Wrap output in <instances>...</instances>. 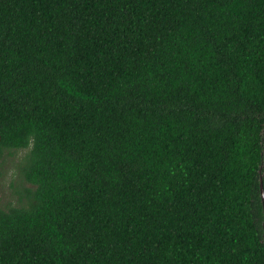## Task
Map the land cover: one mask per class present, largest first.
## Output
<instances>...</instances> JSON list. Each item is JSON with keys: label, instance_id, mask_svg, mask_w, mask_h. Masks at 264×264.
<instances>
[{"label": "trees", "instance_id": "1", "mask_svg": "<svg viewBox=\"0 0 264 264\" xmlns=\"http://www.w3.org/2000/svg\"><path fill=\"white\" fill-rule=\"evenodd\" d=\"M10 149L0 264H264V0H0Z\"/></svg>", "mask_w": 264, "mask_h": 264}, {"label": "rangeland", "instance_id": "2", "mask_svg": "<svg viewBox=\"0 0 264 264\" xmlns=\"http://www.w3.org/2000/svg\"><path fill=\"white\" fill-rule=\"evenodd\" d=\"M22 152L21 149H10L0 155V206L22 203L24 197L19 192L26 186H32L24 180L17 166L19 154Z\"/></svg>", "mask_w": 264, "mask_h": 264}, {"label": "water", "instance_id": "3", "mask_svg": "<svg viewBox=\"0 0 264 264\" xmlns=\"http://www.w3.org/2000/svg\"><path fill=\"white\" fill-rule=\"evenodd\" d=\"M259 195H260V203H261V210H262V219H261V240L264 243V192L263 189L261 187V185H259Z\"/></svg>", "mask_w": 264, "mask_h": 264}, {"label": "clouds", "instance_id": "4", "mask_svg": "<svg viewBox=\"0 0 264 264\" xmlns=\"http://www.w3.org/2000/svg\"><path fill=\"white\" fill-rule=\"evenodd\" d=\"M29 148H31V142H29ZM24 153H20L19 155H23ZM11 175V173H10Z\"/></svg>", "mask_w": 264, "mask_h": 264}]
</instances>
